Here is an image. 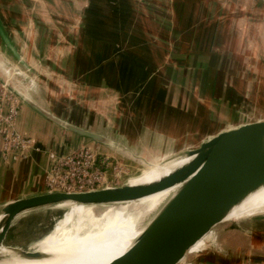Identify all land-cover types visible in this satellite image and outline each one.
Returning a JSON list of instances; mask_svg holds the SVG:
<instances>
[{
  "label": "crops",
  "instance_id": "obj_1",
  "mask_svg": "<svg viewBox=\"0 0 264 264\" xmlns=\"http://www.w3.org/2000/svg\"><path fill=\"white\" fill-rule=\"evenodd\" d=\"M3 1L6 0H0V14L6 23V20L9 22L10 18L17 14L14 13L13 10L15 8L13 6H5ZM66 1L68 4L67 8L76 11L74 15L77 22L73 25L72 23H64L66 25L65 32H69V38L72 40L68 45L52 43L48 36L46 40L44 39L43 54H41L38 48L34 49L35 43L31 38L28 27L24 28L17 24V28H14V30L17 29L19 30L18 32L14 31L11 25L3 24L14 47L16 46L26 62L34 68H36L35 66L38 67L39 64L43 67V77L40 79V89H38V93L40 91L41 94H34L35 101L45 109L72 123H74L72 118L67 115L64 116L59 111L60 106H54L56 102L53 98L57 95L61 97L64 92L60 89V86L52 85L51 79L53 81L56 80V82H58V79L54 76L56 73L51 72L50 64L59 62V66H61V64L67 65L73 62L76 65L75 80L81 81V85L84 82V84H89L90 86L91 83L90 87L94 94L100 92V90L108 89L109 86L112 87L111 81L118 77L124 76L130 79L131 75H134L133 79L147 80L145 85H143L145 90L142 94L138 96L134 94L135 99H131L132 103L130 102V104L123 106L125 112L123 113L122 128L117 126L114 133L93 129L105 137V140L100 142L102 145H99L102 151V148L106 146L107 151L112 149L123 156H130L137 152V148L145 145L143 148L145 152H158L163 150V143L174 141L175 145H188L194 140H200L201 134L224 130V128L215 130L211 127V129L203 128L199 136L195 137V123L200 122V119L202 120V117L199 119L196 112H209L211 108L203 104L204 101L201 102L200 100L199 103L196 101L192 93L198 90H201L202 95L206 98L217 100V98L223 99L224 97V104L228 108L243 106L247 109L251 105L248 100L245 101L247 98L245 99L243 88L239 87L241 86L240 80H235V82L231 83L230 79H228L229 77L224 75L225 73H222V71L217 72L211 66L212 63L222 62L224 68H226L229 63H232L230 59L232 55L227 56V58L224 55L223 60H219V55L221 54L219 45L213 46L212 43L219 41V38L222 39V35L227 36L230 34L235 39L242 37V32L236 35V32L231 31V29L226 30L225 25H222L223 22L229 17L232 20L237 19L246 23L262 22L261 19L258 21V17L264 18V4H262L261 8L259 6L251 8L246 5L243 6L241 2L235 0ZM250 1L254 2L255 5L258 4V1L260 2V0H248V4H250ZM9 2L12 3V0ZM72 6L74 8L71 9ZM167 7H169L170 16H172L170 25L166 26L163 24V20L158 21V23L148 20L147 17L150 16L155 17V20L157 17H161L163 9ZM217 8H222L223 10L229 8L230 11L227 13L229 17L225 11H215ZM4 9H9V11L4 12ZM7 12H10L11 16L3 17L7 15ZM27 12H29V5H27ZM153 22L154 25H152ZM147 25L152 26L155 32L168 33L166 37L170 46H164L158 37L150 40L153 42L152 45L148 44L145 32L150 30ZM69 26H73L75 29L70 32ZM221 28L222 35H220ZM44 30L46 28L43 26L42 33H45ZM16 33H20L21 36L16 35ZM250 34L251 32L248 31L246 35ZM43 36L45 37V34ZM172 36L175 39H172ZM260 37L262 39V36ZM251 38L257 41L259 37L255 34ZM3 44L1 39L0 51L2 54L7 55L8 52L6 53V51L10 48L6 42V45ZM223 44H225V40ZM205 46L207 50L204 49ZM163 48H170L172 51L174 48L182 49V55H186L187 58L185 62L192 64L190 65L192 72L189 75V79L193 80L194 83L193 85L190 83L188 92L182 91L177 83L183 77L173 79L167 77L164 67L167 64H171L172 61H169L166 55L168 53H165L162 50ZM249 49L253 51V55L257 56L254 57L255 62H264L262 57L258 58L259 52L257 48L248 47L247 54H249ZM9 51L14 57L12 51ZM217 53L219 54L218 56ZM174 63L179 64L181 61L176 60ZM205 65L206 68L210 69V72L204 70ZM238 66L240 75L236 76V78L248 79L257 93L256 98L251 101L252 105H254L251 109L258 117L262 115L257 114L258 110H262L260 109L261 105L258 106V102L254 101L260 100L259 98L264 99V81H262L260 74L253 69H246L241 64H238ZM61 70L63 71V68ZM65 72L67 70L64 69ZM180 74L184 75L183 72ZM164 80H168V82H164ZM115 85L116 83L113 87ZM257 117L256 120H259L260 118L258 119ZM108 120L110 119L108 118ZM74 124L87 127L83 124ZM17 128L23 135L34 139L36 145L40 147V151H32L26 159H5L0 139V208L10 201L45 191L44 181L50 167L49 153L51 151L65 154L78 145L94 146L96 144V141L86 143L84 137L75 132L67 131L28 103H23L22 105ZM179 128L186 129L185 133H182L181 139L176 136L179 133ZM189 132L191 133V138H188ZM184 145L176 146L175 148L169 147L165 150L175 153L187 148L191 149V146ZM145 156L148 158L150 153ZM169 156L171 155L167 156L166 154L160 158L165 160ZM65 215L66 213L60 219ZM55 226L45 236L49 235L55 229ZM214 254L215 252L210 255L206 264H223L219 261H213Z\"/></svg>",
  "mask_w": 264,
  "mask_h": 264
},
{
  "label": "rangeland",
  "instance_id": "obj_2",
  "mask_svg": "<svg viewBox=\"0 0 264 264\" xmlns=\"http://www.w3.org/2000/svg\"><path fill=\"white\" fill-rule=\"evenodd\" d=\"M9 1L11 0L3 1V4L5 6H13L15 8V10L13 11L17 15L12 16L9 22L8 20H6V23L8 25H11V27H13V30L14 28H17V24L23 26L24 28L28 27L31 38L35 43L34 49L38 48L41 54H43L44 39L46 40L48 36L50 37V41L52 43L68 45L70 42H72V40L69 38V32H65V24L72 23L73 25L77 23L74 15V12L76 11H72L69 10L70 8H67L68 4L66 0H12V3H10ZM235 1L241 2L243 6L246 5L251 8L255 6H259L261 8L262 4H264V0H260V2L258 1L257 5H255V3L251 1L250 4H248V0ZM27 5H29V12H27ZM72 8H74V6H72L71 9ZM168 8L169 7L164 8L163 15L161 17H157L156 20L155 17L151 16L147 17L148 20L156 21L157 23L158 21L163 20V24H165L166 26L170 25L172 16H170V10ZM3 11L6 12L9 11V9H4ZM215 11H225V13L227 14L230 9L225 8L223 10L222 8H217L215 9ZM10 16V12H7V15H4L3 17L7 18ZM227 16L229 17L228 14ZM260 19L262 20V22L246 23L241 22L237 19L232 20L229 17L225 22H223L222 25H225L226 30L231 29V31L236 32V35H238L239 32H242L243 36L235 39L230 34H228L227 36L222 35L221 28L220 35H222V39L219 38V41L217 40L216 42L212 43L213 46L219 45V51L221 52V56L217 53V56L219 55V60L222 61L223 57L226 56L227 58V56L232 55L230 57L232 63H229L226 68H224L222 62L212 63L211 66L214 67L217 72L222 71V73H225L224 75L229 77L228 79H230L231 83L235 82V80H240L241 86L239 87L243 88L242 90H244L243 94L245 95V99L247 98L245 101L248 100L251 105H249L247 109H245L243 106L228 108L226 104H224L225 102L223 101V96V99L217 98V100H214L204 97L201 90L193 92L192 94L196 101H198V103L201 100V102L204 101L203 104H206L207 107H211L209 112H196V114L199 116V119L200 117H202V120L200 119V122L195 123L196 126L194 128V131L196 134L194 133V135L196 138L199 136L203 128H212L213 130L224 128V130H227L230 129V127L228 126H237V124L242 122L256 120L257 115L251 109V107H254L251 101H253V98H256L257 93L251 86V82H249L248 79H237L236 76L240 75L238 64H241V66L246 69H253L254 71L258 72L262 77V81H264V62H255L254 57L257 56H255V54L253 55V51L251 49H249V54H247L248 47L257 48L259 52L258 58L260 59L262 57V59H264V41H260L264 40V18L258 17V21ZM3 23L6 24L2 19V15L0 14V27L4 29L5 26ZM152 25H154V22L152 23ZM43 26L46 28V30H44L45 33H42ZM147 27H149L150 30L145 32V36L148 39V44L152 45L153 42H151L150 40H154L155 37H158L160 42H163L164 46H170L166 37L168 33H161L159 31L155 32L152 26L147 25ZM74 29L75 28L73 26H69L70 32ZM15 30L19 32V30ZM248 31L251 32L250 35H246ZM43 34H45V37L43 36ZM255 34L257 37H259L257 41L251 38V36H254ZM16 35L21 36L20 33H16ZM260 36H262V39ZM173 38L175 39L174 36H172V39ZM224 40L225 44H223ZM3 43V45H6L5 41H3ZM204 49L207 50V47L205 46ZM9 50L6 51V53L8 52L7 55L2 54L0 51V57L8 59L14 64V57H12V54ZM162 50L165 53H168L166 54L167 58L170 62L172 61L171 64H173H167L164 67V71L166 72L167 77L169 79L183 77V79H180V81L178 80L177 83L180 85L182 91H185V93L188 92L190 83L192 85L194 83L193 80L189 79V75H191L190 73L192 72L190 65L192 64H190L189 62H185L187 58L186 55H182V49L174 48L172 51V49L170 48H163ZM216 59L218 60L217 57ZM176 60L181 61V63L175 64L174 61ZM59 65V62H57V64H50L51 72L56 73V75L54 76L58 79V82L51 79L52 85L60 86V89H62L64 92L61 97L57 94L56 97L53 96V99L56 102L54 106H60L59 111L64 114V116L67 115L68 117L72 118L74 123L86 125L87 127L84 128L93 132H95L94 130L99 129L103 131H111L114 133L117 126L122 128V121L124 116L123 113L125 112L123 110V106L125 104H130V102L132 103V100L135 99L134 94L136 96L142 94V92L145 90L143 89V85H145V83L147 82V80L141 81L140 79H133L134 75H131L130 79L124 76L118 77L114 81H111L112 87L109 86V88L106 89L107 91L100 90V92L94 94L90 87L91 83L90 86L89 84H84V82L81 85V81L75 80L76 65L73 62L67 65ZM35 67L36 68H32V70L33 72H35L34 75L36 76V79H38V81L41 83L39 79L43 77V67L41 64H39L38 67ZM139 67L141 66L139 65ZM62 68L63 71L61 70ZM64 69L67 70V72L64 73ZM204 70L206 72H210V69L206 68V65ZM181 72H183L184 75H181ZM60 74L63 76H61ZM164 82H168V80H164ZM115 83L116 85L115 87H113ZM34 85V88H30L29 84L27 86L28 89H32L29 90V92L33 95V97L35 96L34 94L38 93L37 87L40 89V85H37L36 87V82ZM56 90L58 91V89ZM76 90H78V92H76ZM38 94H41L40 91ZM259 99L260 100L258 101H254L256 103L258 102V106L261 105L260 109H262L257 111L258 115L262 114L257 118L263 119L264 99ZM108 118L110 120H108ZM66 130L70 131L69 129ZM185 131L186 129L179 128V133L176 135L178 136V139L182 138V133H185ZM219 132L220 131H214L201 134L200 140H194V142L189 143L188 145H175L174 141L163 143V150L158 152H145L143 150L145 145H142V147L136 149L137 152L135 154H131L130 156H123L122 154L112 149H109L110 151H107V147L105 145V148H102V151L99 146L102 144H100L99 142H95L96 144L94 146L85 144L78 145L70 150V152L65 154H69L72 151L77 150L79 147L84 146L94 150L99 154V156H102L104 159L107 157L108 163L106 164V167L103 168L107 183L104 184L103 187H100V189H102L106 187V185L109 187L122 186L127 183L128 179L140 176L150 167L163 161V159H161L160 157L165 156L166 154L167 156L174 154V152H168L167 150H165L169 147L175 148L176 146L184 145L191 146V148H196L202 142L210 139ZM190 135L191 133L189 132L188 138L192 137ZM80 136L86 139V143H91L92 141H94L91 137L83 135ZM119 140L121 141V139ZM180 152L181 151L175 153L179 154ZM149 153V157L151 158H147V156H145ZM44 190H47V188L44 187ZM66 209L67 206L49 207L38 210L24 218H21L19 221H17L11 235L5 243L10 246H19L21 248H24V251H34L36 248H38L37 246H35V243L41 238H44V236L54 228L61 216L65 214L64 211ZM232 222L233 221L226 220V222L224 221V223H221L214 227L211 235L207 234L203 236L194 245H192L187 250L185 257L179 263L195 264L196 262L193 260V256L205 250L211 242L212 244H214L212 249L215 252L213 261H219L223 264H264V216L247 218L239 221L238 223Z\"/></svg>",
  "mask_w": 264,
  "mask_h": 264
},
{
  "label": "water",
  "instance_id": "obj_3",
  "mask_svg": "<svg viewBox=\"0 0 264 264\" xmlns=\"http://www.w3.org/2000/svg\"><path fill=\"white\" fill-rule=\"evenodd\" d=\"M0 35L15 60L13 64L0 57L3 61L0 64V83L23 103H28L61 127L91 137L99 143L104 141L105 137L98 132L63 119L35 101L26 89L28 84L31 88L35 87V82L36 87L40 85L32 70L34 67L14 47L5 28L0 27ZM181 154L196 157L150 183H126L79 193L45 190L4 204L0 208V247L11 235L17 221L38 210L64 207L70 203L99 205L131 201L179 185L158 219L147 228L130 251L113 264H180L192 245L203 236L211 235L214 227L224 223L223 220L236 205L264 185V118L220 131L196 149ZM213 245L210 242L205 250L193 256L195 264H206L214 252ZM20 253L28 257L41 255L37 250L24 251L21 247Z\"/></svg>",
  "mask_w": 264,
  "mask_h": 264
},
{
  "label": "bare ground",
  "instance_id": "obj_4",
  "mask_svg": "<svg viewBox=\"0 0 264 264\" xmlns=\"http://www.w3.org/2000/svg\"><path fill=\"white\" fill-rule=\"evenodd\" d=\"M191 149H184L180 153ZM177 153L140 176L128 179L127 183L157 181L196 157ZM179 187L131 201L99 205L70 203L65 210L66 215L58 221L55 229L35 243L38 247L35 250L41 253L40 256H24L20 253V247L4 243L0 247V264H113L122 259L158 219ZM255 216H264V185L236 205L223 222L229 220L238 223Z\"/></svg>",
  "mask_w": 264,
  "mask_h": 264
},
{
  "label": "built area",
  "instance_id": "obj_5",
  "mask_svg": "<svg viewBox=\"0 0 264 264\" xmlns=\"http://www.w3.org/2000/svg\"><path fill=\"white\" fill-rule=\"evenodd\" d=\"M22 105L21 99L0 83V139L5 159H26L32 151H40L34 139L17 128ZM49 156L50 167L44 181L47 190L88 192L107 183L103 170L107 157L104 159L92 149L83 146L69 154L51 151Z\"/></svg>",
  "mask_w": 264,
  "mask_h": 264
}]
</instances>
